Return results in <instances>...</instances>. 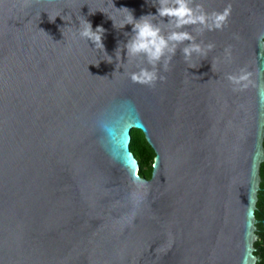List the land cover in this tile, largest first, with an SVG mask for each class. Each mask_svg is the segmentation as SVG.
Here are the masks:
<instances>
[{
  "label": "water",
  "instance_id": "water-1",
  "mask_svg": "<svg viewBox=\"0 0 264 264\" xmlns=\"http://www.w3.org/2000/svg\"><path fill=\"white\" fill-rule=\"evenodd\" d=\"M194 2L231 5L222 30L186 29L215 47L185 62L179 45L148 87L129 78L148 65L121 26L156 0H0V264H255L264 0ZM241 69L252 83L234 91ZM133 129L155 153L149 179Z\"/></svg>",
  "mask_w": 264,
  "mask_h": 264
},
{
  "label": "clouds",
  "instance_id": "clouds-1",
  "mask_svg": "<svg viewBox=\"0 0 264 264\" xmlns=\"http://www.w3.org/2000/svg\"><path fill=\"white\" fill-rule=\"evenodd\" d=\"M156 3L158 7L155 16L149 14L138 20H134L131 13L125 9L128 12V19L127 23L121 26V28L125 25L132 26L133 34L123 47L126 50V57H142L143 62L148 65V67H139L138 71L130 73L129 78L133 83L148 87H154L157 81H166V77L159 74L158 66H161L164 72L169 71L168 65L179 45H184L180 51L185 62L189 61L193 54L206 57L208 51L215 47L212 43L203 46L197 43L191 32L186 30L188 27L196 28L200 35L204 31L222 30L231 13V5L225 7L222 12L208 13L202 5L195 4L194 0H156ZM148 17H159L161 20L167 18L168 23L166 24H172L173 29L165 34L156 23L149 21ZM85 25L82 29L80 27L77 29L79 37L103 50L104 29L97 27L93 31L90 23L85 21ZM225 55L230 59V47L225 49ZM196 67V65H189V68ZM250 75L246 70L241 69L240 75L230 74L226 79L235 86L233 90L237 91L252 83L249 79Z\"/></svg>",
  "mask_w": 264,
  "mask_h": 264
},
{
  "label": "flooded vegetation",
  "instance_id": "flooded-vegetation-1",
  "mask_svg": "<svg viewBox=\"0 0 264 264\" xmlns=\"http://www.w3.org/2000/svg\"><path fill=\"white\" fill-rule=\"evenodd\" d=\"M262 159L257 169V189L253 208L254 240L252 242V254L255 264H264V133L261 144Z\"/></svg>",
  "mask_w": 264,
  "mask_h": 264
},
{
  "label": "trees",
  "instance_id": "trees-1",
  "mask_svg": "<svg viewBox=\"0 0 264 264\" xmlns=\"http://www.w3.org/2000/svg\"><path fill=\"white\" fill-rule=\"evenodd\" d=\"M130 137L129 150L138 163V175L149 179L155 153L139 130H131Z\"/></svg>",
  "mask_w": 264,
  "mask_h": 264
}]
</instances>
